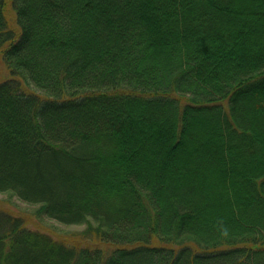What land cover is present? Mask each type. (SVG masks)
I'll use <instances>...</instances> for the list:
<instances>
[{"label":"trees","instance_id":"16d2710c","mask_svg":"<svg viewBox=\"0 0 264 264\" xmlns=\"http://www.w3.org/2000/svg\"><path fill=\"white\" fill-rule=\"evenodd\" d=\"M0 192V264H264V0H0Z\"/></svg>","mask_w":264,"mask_h":264},{"label":"rangeland","instance_id":"374dc122","mask_svg":"<svg viewBox=\"0 0 264 264\" xmlns=\"http://www.w3.org/2000/svg\"><path fill=\"white\" fill-rule=\"evenodd\" d=\"M6 198V194L0 192V201L4 200ZM12 207L16 211H21V212H29L33 211L34 206L32 204H28L17 197L12 198ZM5 202V201H4ZM28 226L31 228H39V229H44L48 230V228L53 229V231H60L64 233H69V232H74V231H79L84 227V224H72V225H67L63 224L60 222H57L56 220L52 218H48L45 216H42L41 218H34L31 216V220L28 222ZM52 235L54 234L53 232H50ZM156 241V240H155Z\"/></svg>","mask_w":264,"mask_h":264}]
</instances>
